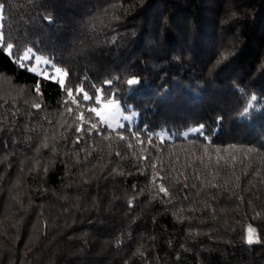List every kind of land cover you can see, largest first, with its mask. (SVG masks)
<instances>
[{
  "label": "trees",
  "instance_id": "1",
  "mask_svg": "<svg viewBox=\"0 0 264 264\" xmlns=\"http://www.w3.org/2000/svg\"><path fill=\"white\" fill-rule=\"evenodd\" d=\"M0 5V264H264V0Z\"/></svg>",
  "mask_w": 264,
  "mask_h": 264
},
{
  "label": "snow or ice",
  "instance_id": "2",
  "mask_svg": "<svg viewBox=\"0 0 264 264\" xmlns=\"http://www.w3.org/2000/svg\"><path fill=\"white\" fill-rule=\"evenodd\" d=\"M0 8H3V5H0ZM0 43H6V40H5L4 37H0ZM12 49H13V44H11V43H7V50L10 52V54L15 55L16 58L20 60L21 64H30V63L32 62L33 59L36 61V64H35L34 67H32L31 69H26V70H30V71H32L34 74H36V75H40L42 79H47V78H50V77L53 78V79H55V77L53 76V74H52L51 72L48 71V68H47V67H42V66H41L40 62H41V60H42L43 58L40 57V56H36V55L33 53V51H32L31 48H29V49H27L26 51H24V52L22 53V55L19 54L18 51H17L16 53H12V52H11ZM223 59H226V57H223ZM44 63H45V65H47V64H48V61H44ZM49 66H50V65H49ZM37 69H39V71H37ZM60 71H61V69H59V68H54V72H55V73H59ZM109 83H110V82H109ZM127 83H128V85H135V84L138 83V81H137L136 79H129V80L127 81ZM77 91H78V93H79V91H81V90H77ZM97 93H99V89L97 90ZM68 95H69V97L72 96V90H71V89H68ZM91 99H92V98H91L87 93L84 94V100H85V101H88V100H91ZM96 100H97V101L100 100L99 95H97ZM73 102H75V101H73ZM109 103L112 104L113 102H112V101H109ZM35 107H39V105H36ZM89 111H91V112H96V109H95V108H91V109H89ZM246 111H247V109H245V112H246ZM97 115H99V113H97ZM125 119H127V117H125ZM87 123H88V122L85 120V121H84V124H87ZM109 126H111V125H109ZM203 127H204V126L201 125L199 128H191V129H189V131L192 132V133L199 134V133H202V132H203ZM96 128H97V124H94V123L91 124V127H90V128H87V129H86V128H83V127H77V128H76V132L79 133V134H81V135H79V136L77 137V139H76L75 142H76L77 144H79L80 141H81V139L83 138V133H84V132H86V131H87V132H91L92 130H94V129H96ZM187 134H188V133H185V135H187ZM121 139H124V137H121ZM42 146L45 147V148H47L49 145H48V143H44ZM129 147H131V145H129ZM153 167H154V166H153ZM157 175H158V173H157ZM197 178L199 179V177H197ZM237 180H239V177H237ZM213 186L215 187V185H213ZM237 186H238V185H237ZM185 187H187V185H185ZM159 192H160V193H164L165 196L168 195V190H167L163 185H160V187H159ZM130 204H131V201H130ZM246 242H247L248 244H252V243H254V242H259V241H258V240L254 241L253 238H252L251 236H249V237L247 238Z\"/></svg>",
  "mask_w": 264,
  "mask_h": 264
},
{
  "label": "rangeland",
  "instance_id": "3",
  "mask_svg": "<svg viewBox=\"0 0 264 264\" xmlns=\"http://www.w3.org/2000/svg\"><path fill=\"white\" fill-rule=\"evenodd\" d=\"M0 37H1V34H0ZM5 50H6V52H8L7 48H5ZM34 54L36 56H40L43 58L40 62L41 66L47 67L48 71L51 72L53 74V76L55 77V79H53L51 77L49 79L56 80V81H59L60 83H62L63 79H64L63 71L61 70L59 73H55L54 68H59L58 66L53 65L43 56L36 54V53H34ZM44 61H48V64L45 65ZM19 63H21L20 60H19ZM35 64H36V61L33 59L30 64H25V66L27 67V69H31L32 67L35 66ZM37 71H39V69H37ZM96 112L99 113L100 118L102 120H104L107 125H111L110 127H115V126L122 125L125 123H131L137 117V112H135V111L125 112L117 103L110 104L109 102L101 103L100 106L96 109ZM125 117H127V119H125ZM249 232H250V230H248V237L250 236Z\"/></svg>",
  "mask_w": 264,
  "mask_h": 264
}]
</instances>
